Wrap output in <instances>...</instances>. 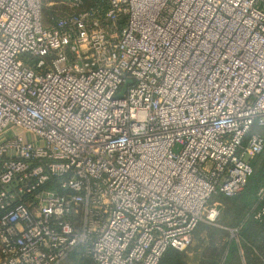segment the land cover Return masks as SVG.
<instances>
[{
  "label": "built area",
  "instance_id": "built-area-1",
  "mask_svg": "<svg viewBox=\"0 0 264 264\" xmlns=\"http://www.w3.org/2000/svg\"><path fill=\"white\" fill-rule=\"evenodd\" d=\"M87 1L0 0V264H158L264 149V0Z\"/></svg>",
  "mask_w": 264,
  "mask_h": 264
},
{
  "label": "trees",
  "instance_id": "trees-1",
  "mask_svg": "<svg viewBox=\"0 0 264 264\" xmlns=\"http://www.w3.org/2000/svg\"><path fill=\"white\" fill-rule=\"evenodd\" d=\"M252 135H258L264 141V126L253 125L250 131L247 133L246 137L244 138V143ZM263 154H264V149L260 154L256 155L254 158L249 160V164L252 167V175L248 178L246 186L241 194L233 197H224L222 195H216L217 197H219L218 201H220L222 204L225 205L229 203L234 204L236 206L234 208V211L240 210V212H242L241 216L242 215L244 216V214L247 215V219L245 222V229L241 233V239H242L241 243H242V248L245 251V258L247 264H253L254 262H257L259 264H264V244L263 246L257 247L258 245L257 242L259 240L258 241L249 240L252 231H256L257 234L260 236V238H264V216L261 219H254V214L257 212L260 204L258 193L260 192V190L264 191ZM259 157L262 160L261 162H258ZM253 169L255 172L254 176H253ZM201 224H199L193 231L191 243L185 250L177 251L174 249H168L160 258L158 264H194L197 258H202L203 255L201 254V250L197 249L196 245H194V251L191 250L195 238L209 231V229L206 226H202ZM223 234L224 233H221V235ZM224 246L226 247V251H227V257L225 259L224 264H240L237 256L238 246L236 242L231 240ZM189 251L192 252V258H189L186 255V253H188ZM67 260L68 262H70L69 264L71 263L91 264L89 260H87L82 256V252L80 250L71 253L65 259V261L62 262V264H64ZM210 262L211 264H216V258H213V260Z\"/></svg>",
  "mask_w": 264,
  "mask_h": 264
},
{
  "label": "rangeland",
  "instance_id": "rangeland-1",
  "mask_svg": "<svg viewBox=\"0 0 264 264\" xmlns=\"http://www.w3.org/2000/svg\"><path fill=\"white\" fill-rule=\"evenodd\" d=\"M60 0H40L41 5V19L43 25H48L49 21L56 18L57 16H61L63 13L62 5H55V3L59 2ZM100 0H88L85 2L84 6H90V2L97 3ZM89 4V5H88ZM0 140H2L0 138ZM217 196H213L211 198L210 203L214 202L217 203L216 211L217 216L212 223H202V226H206L209 231L206 233H203L201 236L196 237L195 241H193L191 250L194 251V245H196L197 249L201 250V254L203 255L202 258H197L196 262L194 264H211L210 261L213 260V258H216V264H224L225 259L227 257V251L226 245L231 240L235 241L238 246V260L240 264H247L246 258H245V251L242 248V239H241V233L245 229V222L247 219V215L242 214L240 210L234 211V208L236 207L234 204H222L220 201H218ZM235 203V202H234ZM238 207V206H237ZM238 209V208H237ZM221 233H224L221 235ZM251 240L258 241L259 246H263L264 244V238H260V236L257 234L256 231L251 232ZM224 236V237H223ZM226 236V238H225ZM248 245V244H247ZM186 255L189 258H192V252L186 253ZM68 260L64 264H69ZM72 264V263H71ZM253 264H259L257 262H254Z\"/></svg>",
  "mask_w": 264,
  "mask_h": 264
},
{
  "label": "crops",
  "instance_id": "crops-1",
  "mask_svg": "<svg viewBox=\"0 0 264 264\" xmlns=\"http://www.w3.org/2000/svg\"><path fill=\"white\" fill-rule=\"evenodd\" d=\"M263 156H264V154H263ZM263 156H261V157H263ZM262 160H261V158L259 157V160H258V162H261ZM254 174H255V172H254V169H253V176H254ZM252 180V179H251ZM251 182V181H250ZM250 186V185H249Z\"/></svg>",
  "mask_w": 264,
  "mask_h": 264
}]
</instances>
